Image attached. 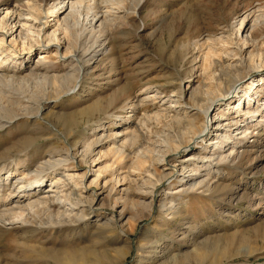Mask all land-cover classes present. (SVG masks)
<instances>
[{
	"label": "rangeland",
	"instance_id": "obj_1",
	"mask_svg": "<svg viewBox=\"0 0 264 264\" xmlns=\"http://www.w3.org/2000/svg\"><path fill=\"white\" fill-rule=\"evenodd\" d=\"M137 1L126 0L123 5H120L122 10L120 14L116 15V21L109 22L107 25L111 34L106 43V52L103 57L98 58L99 64L92 71V74L95 75L93 79L87 81L80 91L74 94L72 91L70 96L64 95L55 102L56 89L46 88L43 90L44 88L41 87L36 89L34 84L40 81V78L36 77L31 78L27 83V86H30L29 90L36 89V93L25 94L30 97L46 96L48 103L42 112L43 117L49 116L51 119L54 117L53 121L58 122L57 125L60 123L61 126L71 120L77 121L78 126L74 127L75 137L71 136L69 141L74 139L84 141L85 138L93 140L95 134L102 137V142L92 154V159L97 160L90 170L84 187H88L92 181L99 178L100 185L98 187L90 186V192L98 191L99 194H102L101 198L105 197L104 205L109 212L112 213V209L117 214L122 209L126 211L121 225H124V230L130 238L126 242L120 243L111 238L105 240L98 237L101 236L102 231L97 229V226H102L110 220L102 216L103 211H98L85 227L77 231V238L74 241L57 236H44L42 241L46 242V247L52 248L51 243L57 242V247L61 250H76L79 254L84 253L86 261L88 260L90 263L93 262V255L90 254V251L96 250L102 253L108 250L111 251L112 262H118L117 259L121 257V264H162L172 258L179 259L188 257V255L189 258L185 264H212L211 262L218 252L226 253L225 258L221 259L218 264H264V109L262 106L264 87L259 88L257 96L254 97V111L257 113L236 112L232 110L233 105L230 107L231 110L222 108L221 116L217 118V122H220L221 126L224 125L222 128L229 131L228 135L231 140L225 142L227 145L226 154L230 152V144L233 142L234 135L242 132L241 128L247 123L250 124L247 132L248 139L241 141L236 149L239 158L236 157L238 159L235 161L240 160L238 163L231 167H228V164H223L218 168L220 172L212 171L208 175L206 166L216 170L214 167V163L217 162L216 157H212L215 140L199 143L193 152L182 155L181 159L192 164L179 173L177 178L171 180L170 184H167V189L164 191L167 199L163 198L162 206L158 209L159 214L171 220L172 215L168 216L170 212L167 209L171 205L175 206L174 208L181 207L182 217L179 216L178 220L174 221L175 223L168 226L169 223L166 224L162 219L160 220L158 215L154 213L150 215L152 198L146 192L149 189L148 176H151L149 173L152 169L149 165L154 163L153 167L157 173L170 175L171 167L160 162V157L165 151L162 141L166 138L165 133L169 124L172 123L171 120L174 117L185 115L186 112L192 115L197 113V108L188 101V97L191 92L190 87H197L198 81H201L200 67L205 52V49L203 50L200 46L201 43L208 39L220 38L227 42L225 46L229 51L235 49L234 44L243 48L242 51H235L238 52L237 57H232L233 55L231 56L230 52L226 51L229 53L228 56L234 59L226 58V54L222 53L220 66L215 65L217 72L215 75L219 74V70L229 67L230 63L239 68L238 61L242 57L246 59L252 55L256 61L259 58L264 60V0H147L137 8L138 13L134 14ZM42 4L45 7L44 11L50 6L49 3L46 5L43 2ZM103 7L102 5L101 8ZM75 17L79 19L77 14ZM75 17L71 19V27H74L75 35L70 37L69 45L75 42L77 37V19ZM246 17V21L241 25ZM256 17L257 22H252ZM54 19V17L47 19L49 33L55 29L56 21H53ZM142 23L144 26L141 27ZM251 24L252 26H250ZM231 25H233L232 30ZM59 34L58 37L62 38L63 35ZM245 39L248 42L244 45L242 41ZM87 40L88 37L82 39L81 45L88 44ZM61 51L62 53L66 51L64 44ZM41 52L40 50L34 52L31 60L25 61L24 69L29 66L33 67ZM56 57L51 55L46 66L53 67L52 69L56 70V73H61L60 75L64 71L72 69V65H61V61H58V57ZM55 58L56 60L53 61ZM228 69L232 71V67ZM247 72V69L242 71L244 78L247 76ZM224 73L227 71L224 70ZM262 76H264V68L259 76L253 78L258 79ZM222 77L224 78L221 79ZM182 78L183 87L187 89L185 96L188 101L187 105L186 103L179 105L174 103L177 99L173 95L175 96ZM226 81L228 78L224 74L220 75L218 81L204 80L203 82L206 83L204 90L214 92L217 88H214L216 85L222 87ZM188 84L189 89L187 88ZM123 87L128 88L133 99L136 95H142L144 102L137 112H131L135 107V102L131 104V99H129L127 104L112 112L109 119L104 114L95 115L93 120L91 119V122L88 123L86 116L83 115L84 110L96 99L109 98ZM155 91L159 92L157 100L152 99ZM156 116L161 119V125L154 124L153 120L151 121L153 126H149L147 129L145 119H155ZM197 122L200 125L204 123L202 117L197 118ZM54 125L56 124L49 125L43 122V128L53 129L52 131L58 134L55 132ZM134 125L139 126L137 127L140 131L141 147L133 151L129 146H126L123 155L113 152L109 156L99 159V156L108 152L112 146V141L115 139L113 135L116 132L122 131L123 136L125 134L123 129L127 126L134 128ZM27 127L28 125L22 122L9 129L0 130V153L9 149L20 137L26 135ZM118 141L112 147L123 149L125 140L123 137H119ZM52 142L55 149L60 152L58 154L63 155L67 152L62 133L48 141L44 140L43 143L46 146L42 147L43 150H46ZM44 144L41 143V145ZM148 147H151L153 151L151 160H148L147 167L146 165L142 166L138 171L135 168L139 160L138 153L141 150L144 153L147 152ZM83 151V145H79L78 152L80 154L77 156L79 157ZM41 152L38 156H33L34 153L17 156L18 167L14 163L6 162L7 165L1 173L0 180L7 177L9 171L34 169L43 156ZM242 153L245 155L239 156ZM56 156L58 157V155ZM179 160V158L177 161L171 159V164L178 165ZM202 165L205 167L201 168ZM195 167L201 171L199 175L191 172ZM68 170L73 171V169ZM112 176L119 177L118 193L106 201L109 188L108 186L105 189L102 188L106 181L111 182ZM189 178L195 183L207 180L211 185H214L210 187L214 190L198 186L195 188L196 190L191 191L190 196H184L183 185ZM13 183L14 179L3 183V187L0 188V203L16 197V190L11 187ZM216 186H219V189ZM127 188L129 192L126 190ZM45 191L46 189L43 190V192ZM83 191L86 197V189ZM11 192L13 195L8 196V193ZM171 199H175V202L170 204ZM132 202L138 204V208H133ZM109 215L112 214L109 213ZM184 217L187 219L182 220ZM8 222L10 221H6V223ZM10 227L8 225L6 228L0 226V264H8L12 256H19L20 249L23 247L22 240H19L21 233L14 232ZM154 243L157 244L156 250L151 248ZM151 244L153 245L149 248ZM119 248H124L121 253L116 252ZM150 251L165 252V256L152 260ZM231 254V259H229ZM200 255L202 258L197 260L196 256Z\"/></svg>",
	"mask_w": 264,
	"mask_h": 264
},
{
	"label": "bare ground",
	"instance_id": "obj_2",
	"mask_svg": "<svg viewBox=\"0 0 264 264\" xmlns=\"http://www.w3.org/2000/svg\"><path fill=\"white\" fill-rule=\"evenodd\" d=\"M125 1L126 0H40L39 3V0H0V130L9 129L22 122L28 125L26 135L20 137L9 149H5L4 152L0 153V176L5 165H7L6 162L14 163L18 167L19 162L16 161L17 156H27L32 153H34L33 156H38L39 152L46 146L43 141L58 137L61 133L63 134L64 143L66 145L65 150L67 151L63 155L58 154L60 152L55 149V145L52 142L46 150L41 152L43 156L34 169L26 168L24 170L17 169V171H9L7 177L0 180V188H2L3 183H7L14 179V183L11 187L16 190L15 198L11 200L3 199L4 202L0 203V226L6 228L8 225L11 226L10 229L14 232L21 233L19 240H22L21 243L23 246L20 249V255L12 256L8 264H121L122 262L120 259L121 257L117 259L118 262H112L110 257L111 251L106 250L101 253L95 250L90 251V254L93 255V262L90 263V261H86L84 253L79 254L76 250H61L57 247V242L51 243L52 248L46 247V242L42 241L44 236H57L59 238H69L74 241V239L77 238V231L85 227L89 220L96 216L98 211H103L102 216L110 219L102 226H97V229L102 231L100 234L101 236L98 237H102L105 240L111 238L113 241H118L120 243L126 242L130 237L124 230V225H121L126 211L122 209V211L117 214L114 212V209H112V213L109 212L104 205L105 197L101 198L102 194H99L98 191L90 192V186L94 185L98 187L100 185L99 178H97L96 181H92L88 187H84L90 170L94 167V163L97 160L92 159V154L96 150V147L102 142V137L100 135V137H98L95 134L93 140L85 138L84 141L81 140L82 142L76 139H74L75 141H69L70 137L75 134L74 127L78 126L77 121L71 120L70 122L61 124V126L59 125L60 123L57 125L58 122L55 120L53 121L54 117L52 119L49 118V116L43 117L42 112L48 103L46 96L30 97L25 94H35V90L40 87L44 88L43 90L46 88H53L56 89L57 95L55 102H57L64 95L70 96L72 91L73 94L77 93L87 81L93 79L95 75L92 74V71L99 64L98 58L100 56L103 57L105 54L108 36L111 34L107 25L109 22H114L116 15L121 13L122 7H120V5H123ZM43 2L46 5L47 3L50 4L46 11L43 9L45 8L42 4ZM146 2L147 0H138L134 8V14H137V8L142 3L144 4ZM102 5L104 6L103 8H101ZM115 6L116 8H114ZM76 14L79 16V19L75 17ZM50 17H54L55 19L53 21H56L54 24L55 29L52 33L48 32L49 26L47 25V19ZM74 17L77 19V37L76 41L72 42L71 46L68 41L74 34V27H71V19ZM246 19L247 17L243 19L241 25L244 24ZM253 21L256 23L257 17L252 20V22ZM142 26H144V24L141 25V27ZM250 26H252V24ZM230 28L232 30L233 25H231ZM58 33L63 35L62 38L58 37ZM86 37H88L87 41H89V43L81 45V40ZM232 42L231 44H234ZM242 42L245 45L248 40L245 39ZM225 43L227 42L219 38L215 40L208 39L207 41L205 40V42L203 41L201 45L199 44L203 50L205 49L200 67L201 81H198L199 84L197 87H190L191 92L188 97V101L197 108V113L192 115L186 112L185 115L174 117L171 120L172 123L169 124V128L166 130V138L162 141L165 151L162 153V157H160V162L171 167L170 175L157 173L153 167L154 163L149 165V167L152 168L149 173L151 176H148L149 181L147 185L149 189L146 191L152 198L149 212L150 215L151 213L158 215L160 220L162 219L166 224L169 223L167 224L168 226L175 223V220H178L177 218L179 216L182 217L181 207L174 208L175 206L171 205V207L167 209L168 212H170L168 216L172 215L171 220L159 214L158 209L162 206L164 201L163 198L166 197L164 191L167 189V184H170L169 182L171 180L177 178L179 173L186 170V168L190 166L189 164H192L185 159H181L183 157L182 155L193 152L199 143H208L210 140H215V143H213L215 148L212 157H216L217 162L214 163L216 170H212L204 165L200 167H205L209 175L212 171H217V173L220 172L218 168L223 164H228V167H231V165L234 166L240 161H235L239 158L236 149L241 141L248 139L247 132L249 130L248 125L250 124L247 123L241 128V130H243L242 132L234 135L233 142L230 144V152L226 154L227 145L225 144L231 139L228 135L229 131H227L226 128L223 129L222 127L224 125L221 126L220 122H217V118L221 116L220 111L222 108H224V110L225 108L231 110L230 107L234 105L232 110L236 112H246L247 114L257 113V111H254L255 105L253 101L254 97L257 96L258 89L264 87V76L258 79H254L253 77L259 76L264 68V60L259 58V60L256 61L252 55L246 59L242 57V59L238 61L240 64L239 68L230 63V65H228L232 67V71L228 69L229 67H225L219 70V74L215 75L217 73L215 68L216 66H220L219 62L222 53L226 54V58H230V56H228L229 53H226V51L228 52L229 50H227ZM63 44L66 46V51L64 53L61 51ZM234 45L235 49L229 52L231 56L233 55L232 57H237L238 52L236 53L235 51H242L243 48L242 46ZM37 50L42 52L38 56L34 66H29L24 69L25 61L31 60L34 52ZM51 55L57 56L58 61H61V65H72V69L64 71L62 75H60L61 73H56V70L52 69L53 67L46 66V62ZM232 57L230 59H234ZM56 58L53 61H55ZM244 69L248 70V77L245 76V78L242 75ZM224 70L227 71V73H224ZM223 74L228 78L225 85L222 87L217 85L215 87L213 86L214 88L217 87L214 92L204 90V87H206V83L203 82L204 80H209L211 82L218 81L220 75ZM36 77L40 78V81H35L36 83L34 86H36V89L29 90L30 86L28 87L27 83L31 78ZM223 78L224 77L221 79ZM180 80V86L177 87L178 90L175 96L173 95V97L177 99L174 103L178 105L188 102L185 98L187 89L183 87V78ZM187 88L189 89V84ZM129 93L128 88L123 87L109 98L96 99V101L92 102V104L84 110L83 115L86 116L88 123L91 122V119L94 118L95 115L104 114L108 116L107 119H109L113 114L112 112L122 107V105L127 104V100L129 99H131V104L135 102V107L131 112H137L138 108L143 104L144 99L142 95H136L133 99L132 94ZM152 99H159V92L155 91L152 95ZM232 100L234 101L233 103L231 102ZM200 102L201 104L199 105ZM245 106L247 107L245 108ZM262 106L264 109V102ZM19 112L24 113L20 114ZM158 117L156 116L155 119H145V121L148 122L145 123L147 129H149V126H153V123L161 125L162 121ZM199 117H202V121L204 122L202 125L197 122V118L199 119ZM151 121H153V123H151ZM43 122L49 125H53V123L56 124L54 128L55 132L58 134H55L52 131L53 129L49 130L47 127L43 128ZM137 126L138 125H134V128L132 126H127L123 129L125 130L123 136L122 131L116 132L113 135L115 139L112 141V146L117 144L119 137H123V140H125L123 149L120 147L113 148L111 146L108 152L99 156V159L107 157L113 152H119L123 155L125 154L126 146H129L133 151L141 147L140 131L138 130L139 126ZM174 129L177 130L174 131ZM41 143L44 145H41ZM79 145H83L84 151L78 157L77 155L80 154V151L78 152ZM152 153L151 147H148L145 153L142 150L138 153L139 160L135 167L138 171H140L142 166H148L147 163L148 160H151ZM56 155H58V157ZM244 155L245 153L239 154L241 157ZM177 158L180 159L177 163L178 165H172L171 159L177 161ZM204 159H207V157H204ZM204 159H202V162H204ZM68 169H73V171ZM75 169L77 170L74 171ZM191 172L199 175L201 171L195 167ZM111 178V182L106 181L102 188L105 189L107 186L109 188L106 201H109L110 198L118 193L120 183L119 177L112 176ZM183 179H185V177H183ZM183 186L185 188L184 196H190L191 191L196 190L195 188L198 186L202 188L207 187L212 191L214 190V188H210L214 185H211L207 180L195 183V181L189 178L184 182ZM216 187L219 189V186ZM12 188L9 189L12 190ZM45 189L46 191L43 192ZM83 189H86V197L83 194ZM126 190L129 192L128 188ZM9 195H13V192L8 193V196ZM173 202H175V199H171L170 204ZM132 204L133 208H138V204L133 202ZM109 213L112 215H109ZM186 219L187 218L184 217L182 220ZM6 221L10 222L6 223ZM152 245L153 244L149 245V248ZM156 246L157 244L154 243L151 248L156 250ZM123 249L124 248H119L116 252L121 253ZM150 252L152 256H149L152 260L165 256V252ZM225 254L226 253L218 252L211 263L218 264L221 259L225 258ZM231 256L232 254L229 256V259H231ZM188 258L189 255L188 257L185 256L179 259L172 258L162 264H185ZM198 258H202V256H196L197 260Z\"/></svg>",
	"mask_w": 264,
	"mask_h": 264
}]
</instances>
